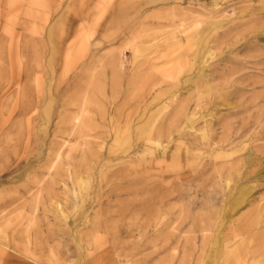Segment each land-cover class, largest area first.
I'll list each match as a JSON object with an SVG mask.
<instances>
[{
	"label": "rangeland",
	"instance_id": "1",
	"mask_svg": "<svg viewBox=\"0 0 264 264\" xmlns=\"http://www.w3.org/2000/svg\"><path fill=\"white\" fill-rule=\"evenodd\" d=\"M88 262L264 264V0H0V264Z\"/></svg>",
	"mask_w": 264,
	"mask_h": 264
},
{
	"label": "bare ground",
	"instance_id": "2",
	"mask_svg": "<svg viewBox=\"0 0 264 264\" xmlns=\"http://www.w3.org/2000/svg\"><path fill=\"white\" fill-rule=\"evenodd\" d=\"M88 261H89V259H88ZM92 262V261H91ZM88 264H90L89 262H88Z\"/></svg>",
	"mask_w": 264,
	"mask_h": 264
}]
</instances>
